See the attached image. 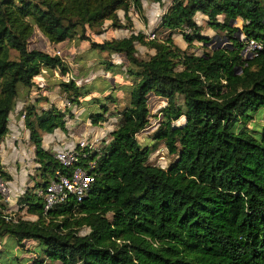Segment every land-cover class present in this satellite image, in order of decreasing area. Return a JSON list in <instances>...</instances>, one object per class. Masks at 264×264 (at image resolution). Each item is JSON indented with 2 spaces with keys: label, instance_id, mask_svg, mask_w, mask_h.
Segmentation results:
<instances>
[{
  "label": "trees",
  "instance_id": "trees-1",
  "mask_svg": "<svg viewBox=\"0 0 264 264\" xmlns=\"http://www.w3.org/2000/svg\"><path fill=\"white\" fill-rule=\"evenodd\" d=\"M138 5V0H0V139L19 92L34 91L41 67L67 71L58 56L28 47L35 30L48 43L73 36L89 40V33L130 29L128 14ZM196 13L227 46L211 47ZM157 29L166 35L145 39L130 32L90 44L122 54L124 70L114 71L130 82L120 86L128 105L118 112L119 125L88 156L95 160L93 182L79 201L70 195L43 211L35 191L58 164L41 148L38 130L63 131L64 122L53 106L40 113L32 105L22 109L42 181L16 201L17 210L34 219L2 214L6 203L0 200V244L36 245L31 250L42 257H30V264H264V0H170ZM174 31L185 49L173 43ZM250 39L261 48L248 54L243 48ZM194 43L203 51L186 50ZM136 45L152 53L139 57ZM58 86L70 103L78 104L85 93L71 79ZM152 97L165 104H152ZM107 102L115 106L116 96L85 101L97 105L85 111L91 125L105 120ZM151 109L160 115L153 144L141 146L136 135L147 126ZM159 142L175 156L166 167L147 162ZM0 179H10L1 164ZM24 261L16 256L7 263Z\"/></svg>",
  "mask_w": 264,
  "mask_h": 264
},
{
  "label": "crops",
  "instance_id": "crops-1",
  "mask_svg": "<svg viewBox=\"0 0 264 264\" xmlns=\"http://www.w3.org/2000/svg\"><path fill=\"white\" fill-rule=\"evenodd\" d=\"M154 3H157L158 8H159L158 18H157V26H158L160 15L165 12V10L170 4V0H165V2L160 5L158 2H154ZM118 14L122 18V13L118 12ZM194 18H195L196 24L201 27L200 32L203 35H206V36H216L217 35L216 34L217 31H213L206 26V18L204 15L196 13ZM236 21L240 23L239 20H236ZM131 27L129 29L128 34L130 32H134L133 30H131ZM127 30L128 29L126 28L107 30L101 33L103 37L98 38L99 40L97 42L102 41L107 36H111L115 38H121V37L127 36L128 34L127 35L124 34L122 36H118L114 34V32H118V31L126 32ZM34 33L39 34V36L41 37L42 47H48V50L49 48H51V52L53 53L54 51H59L61 55L64 56V60H61V62L64 66H66L67 71L65 73H61L60 69H56V67H51L52 74L54 76L59 75L61 79H64V81L62 80L63 82H66L67 80H69L68 75L70 77L72 76L70 79L73 80V82L75 83L77 87L79 86H78V83L75 82V80H78L81 77V75L86 76L88 78V82H85V84L89 85V89L82 95V97H79L78 104H72L68 102L67 99L66 101H64L63 94L65 95V97H66V94L63 91H61V89L60 91H61L62 98L59 95L57 103L54 105L52 104L53 102L54 103L56 102L52 100L51 95L52 96L54 95L53 89L55 87L59 88L58 81L52 84H49L46 82L42 86H36L35 90L30 91L28 94L19 92L17 99L15 100V104L13 105V108L11 109L8 115V118H7L8 119L7 120V132L0 139V152H4L5 150L12 151L11 154L16 156V158L17 156L19 158L22 155L23 150H26L27 153H30V154L32 153L31 157H33L34 145L30 141L29 132L25 128L24 123H23L22 109L26 105L34 106L36 113H40V111L45 110L51 106L55 107L57 110L65 106H72L71 112L73 113V117L76 123L82 122L80 125L81 128L82 127L87 128V127H91L90 126L91 124L89 123L90 125H88L87 123L88 119L85 116V111L87 110V108L92 109V110L96 109L97 105L95 104L93 105V103L87 104L85 103V101H87L90 98L101 99L104 95L110 93L116 96V99L118 102L120 100L119 98L121 97V93H122L120 85H126L127 80H129L124 75V73L120 74L119 72L114 71L117 67H119V70H121V72H123L124 70V66L126 65V63H125L124 56L122 54H114V53H107L105 51H98L92 48L91 45L86 40L78 39L76 36H73L70 39H66L58 43H48L47 40H44V38L41 36V34L37 30L34 31ZM173 34L179 35L181 39V36L180 34H178V31H174V33L171 34V37ZM172 41H173V38H172ZM60 44H63L62 47L66 48L65 52L62 51L61 47L59 46ZM42 47L35 46L31 48L42 50L46 53L49 52L45 50V48H42ZM178 47L181 48L180 45ZM181 49H185V46L184 48H181ZM148 50H150L151 52L149 53L147 52V53L151 54L152 50L151 49H148ZM107 63L113 64L115 67L112 66L110 68H107L106 67ZM39 75L40 73L37 76H35L33 80H35V78H37ZM127 84H129V82ZM150 100L152 104L158 105V107H161L165 104L164 99H161V98L152 97ZM109 104L114 106L113 103H109V102L106 103L107 106ZM60 105H62L61 108H60ZM65 123L66 122H64V124ZM64 127L66 128V124ZM56 129H54L50 133H47L43 130H38V134L41 138V141H40L41 148L50 154L60 149L71 148L77 142L78 139L82 138V135H84L85 133L84 131L82 132L78 130L74 131V128H71L74 133L72 134L74 135V137H76L74 141H71L65 138L68 132H65V130L62 131L60 129H58L59 132H56ZM92 135H93V132H92ZM96 136L97 134L95 133V135H93L92 137H96ZM19 151H21V155L19 154ZM24 166L26 165H23L21 167L23 168ZM2 167H3V170L7 172L8 175L10 176V179L7 182L11 186L10 188L12 189V192H13L12 197L15 199V201H17V199L22 195V193L24 192L26 188H30L35 184L34 181L29 179V175L30 174L32 175L33 171L32 173L28 172L24 180L19 181V179L18 180L16 179L15 181L14 180L15 174L17 173L15 174L9 173V170H7L3 165ZM32 168L33 170L38 169V163L37 164L34 163ZM15 205H16V202H15Z\"/></svg>",
  "mask_w": 264,
  "mask_h": 264
},
{
  "label": "rangeland",
  "instance_id": "rangeland-1",
  "mask_svg": "<svg viewBox=\"0 0 264 264\" xmlns=\"http://www.w3.org/2000/svg\"><path fill=\"white\" fill-rule=\"evenodd\" d=\"M164 2H165V0H159V5L164 3ZM138 3H139V5H138L139 7L138 8H131V10L129 12L128 19L131 21V25H132L131 30H133L135 33L136 32L142 33L144 36L146 35L147 32H151V31H154L156 34V37H158V38L165 36L166 35L165 32L157 29V18H158V12H159V8H158L157 3H154L153 0H138ZM239 24L240 23L238 21H235L233 23L234 26H238V27L240 26ZM128 32H129V29L126 32L118 31V32H114V34H116L118 36H122L124 34L127 35ZM216 34H217L216 36H210L211 38H210L209 43H210L211 47H215V46L225 47V46H227V41L224 40V38L221 36V33L216 32ZM88 35H89L88 36L89 40H86V41L89 44H91V42H97L99 40L98 38L103 37L102 34H91V33H89ZM172 38H173L174 44H176L177 46L180 45L181 48H184L185 44L180 39L179 35L173 34ZM239 38L240 39L242 38L241 35L239 36ZM145 39H147L146 36H145ZM44 40H46V39L44 38ZM62 45L63 44H60L59 46L61 47L62 51L65 52L66 48L62 47ZM35 46L42 47L41 37L37 33H34L28 42L29 48L35 47ZM193 47L190 49H186V50L187 51L193 50V52H196V53L203 51V47H201L200 45H198L196 43H194ZM42 48H45V50L49 51V52H47L48 54L55 55L53 52H51V48H49V50H48V47H42ZM136 50H137V55L139 57L142 56L143 58L146 57L149 52H151L150 50L146 49L142 45H136ZM208 50H209V48L204 49V51H208ZM59 54H60V57H59L60 60H64V56L61 55L60 52H59ZM11 57H13L12 52H11ZM54 67H56V69H59L57 66H54ZM66 75H68V74H66ZM71 77L68 75V79H70ZM62 80L64 81V79H61L59 75L54 76L52 74L51 66L50 67L49 66H42L40 75L37 78H35L34 84L32 85V89L35 90L36 86H42L46 82L49 84H52V83H55L56 81H58V85H59L60 82H63ZM75 82L78 83L80 91L86 92L89 89V85L85 84V82H88V78L86 76L81 75V77L78 80H75ZM128 82H130V81L127 80V83ZM127 83H126V85H127ZM116 84H118V83H116ZM120 86H122V85H120ZM53 94H54L53 96L51 95L52 100L56 101L55 103L54 102L52 103L54 105L57 103L59 95L61 97L60 88L55 87L53 89ZM63 97H64V101H66V97L64 94H63ZM119 99L120 100L117 102V104L115 106H112L110 104L107 106L109 114L108 113L105 114L106 118L103 122L98 123L96 125H90L89 121H88L87 123L91 127H87V128L86 127L81 128L80 125L82 122L76 123V121L73 117V113L71 112L72 106H65V107L61 108L62 105H60L61 109H59V112L62 114L61 118H62V120L64 119L63 122H66L65 123L66 124L65 132H68V134H66L65 138H67L68 140H71V141L75 140L76 137H74L73 130L71 129V128H74V131L78 130L81 132L82 131L85 132L84 135H82V137L85 136L87 138H92V136L95 135V133H96L97 134L96 137H97L98 142H100V143H102V141L106 142L108 139L109 131L114 129L115 127H117L120 123V115L118 112H120V110H122L124 107H126L128 105V94H127V92L122 91L121 97ZM72 104H75V103H72ZM113 110L115 111V113H112ZM159 118H160V115H157V110L151 109L149 112L147 126L144 128L143 131H141L140 133H138L136 135L137 140L141 146H150L151 144H153V140L151 139V135H152V132L155 130L157 124H158ZM181 121H182V118L178 119L174 123L178 124ZM251 121H254V120H251ZM65 124H64V126H65ZM92 126H94V127H92ZM247 126L249 128H252L254 126V123L248 122ZM56 132H59V130L56 129ZM92 132H93V135H92ZM155 146H156L155 149L149 154L147 162L152 164V165L159 166V167H166L170 162L173 161L175 156L169 155L166 152V150H165V148L161 142L157 143V145H155ZM11 152L12 151H8V150H5L4 152H0V164H2L7 170H9V173H12V174L17 173V174H15V178H14L15 181H16V179L17 180L19 179V181L24 180L27 176V173L28 172L32 173V171H33V173H32V175L31 174L29 175V179H31L35 183L42 181V177L39 175L40 170H38V169L33 170V168H32L34 163L37 164V162L34 160V158H35L34 151H33V157H31L32 153L31 154L27 153L26 150L22 151V155H21V151H19V154L21 155L19 158H18V156L16 158V156L12 155ZM23 165H26V166H24L22 168L21 166H23ZM25 171H27V172H25ZM8 187L10 190V197H9L10 200H6V209L2 210V214H5L6 216H11L12 218L22 217L25 219H34L35 218L34 216L29 215L27 213H24V210H20V211L17 210V207L15 205L16 201L12 197L13 192H12V189L10 188L11 187L10 184H8ZM7 246L8 245L0 244V264L2 262V259H5L4 264H8L7 260L9 257L15 258L16 256H18L19 260L25 259L23 264H30V257L31 258H33L34 256H37V257L39 256V258L42 257V255H40L39 252L37 251V248L35 251L31 250V248L35 247L36 245H29V244L24 243V247L22 249H20L16 246H8V247ZM44 262L48 263L47 260H45ZM50 264H55V263H50Z\"/></svg>",
  "mask_w": 264,
  "mask_h": 264
},
{
  "label": "built area",
  "instance_id": "built-area-1",
  "mask_svg": "<svg viewBox=\"0 0 264 264\" xmlns=\"http://www.w3.org/2000/svg\"><path fill=\"white\" fill-rule=\"evenodd\" d=\"M188 30L185 29V32ZM147 39L156 37L154 31L147 32ZM261 46L253 40L245 41L243 52L252 53ZM54 54L60 57L58 51ZM100 142L96 137L87 138L83 136L71 148H64L52 153L53 159L57 162L58 167L48 178L44 187L37 189L35 194L42 201L43 211H47L57 204L64 203L68 197L73 196L79 201L86 193L90 184L93 182V176L90 170L95 165V160L90 155L99 152ZM10 190L8 182L0 179V200L6 203L10 200Z\"/></svg>",
  "mask_w": 264,
  "mask_h": 264
},
{
  "label": "water",
  "instance_id": "water-1",
  "mask_svg": "<svg viewBox=\"0 0 264 264\" xmlns=\"http://www.w3.org/2000/svg\"><path fill=\"white\" fill-rule=\"evenodd\" d=\"M238 33V32H237Z\"/></svg>",
  "mask_w": 264,
  "mask_h": 264
}]
</instances>
